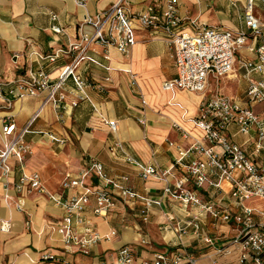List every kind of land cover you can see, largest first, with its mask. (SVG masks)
Listing matches in <instances>:
<instances>
[{
  "label": "crops",
  "instance_id": "0c3cea01",
  "mask_svg": "<svg viewBox=\"0 0 264 264\" xmlns=\"http://www.w3.org/2000/svg\"><path fill=\"white\" fill-rule=\"evenodd\" d=\"M116 0H87L84 7L76 0H0V81H12L18 74L29 68H36L34 53L51 54L68 45L79 37V24L85 14L95 15L111 7ZM135 13L153 12L158 14L163 7V0H127ZM244 0H177V11L196 25L223 27L233 31L245 30L243 22ZM57 15V21L51 20V14ZM256 13L264 21V8L257 7ZM53 23L59 24L63 31L51 30ZM189 29H194L188 26ZM137 42L128 55L119 53L110 47L109 59H104L105 51L100 46H93L88 54L108 67L105 69L95 63L82 61L77 72L88 83L86 88L89 99L80 102L74 108H54L49 102L42 105L46 91L36 96H25L14 101L10 109H0V120L7 116L20 128L39 111V116L31 125V133L25 139L34 147L37 154L42 151L43 131L51 132L63 143L52 141L46 149L53 160L44 155L42 163L27 165L29 169H40L43 174L53 166L52 178L44 185L50 192L58 193L63 199L82 193L78 186L63 189L57 181L63 175L74 177L86 166L87 158L99 161L105 173L117 179L121 175L129 177L128 185L139 194L159 198L165 181L151 177L140 178L133 165L124 162L121 151L118 158L111 149H123L136 160L160 168L171 166L177 151L170 143L187 146L192 138H184L182 130L197 135L192 118L197 114L199 103L215 91L240 101L250 80H257L258 75L248 73L240 62L250 58L245 48L237 53L234 71L226 77L216 80L209 78V90L197 93L183 89L163 90L162 82L175 76L171 57V48L162 32H152L136 25ZM248 44L264 43V29L258 37H248ZM75 51L62 54L54 63L47 64L52 77H56L59 68L71 62ZM69 88L73 84L68 81ZM71 100V95L66 98ZM4 105L0 96V106ZM258 108V107H257ZM143 120V123L139 122ZM116 122L115 130L106 123ZM180 127L181 129H179ZM42 131V132H41ZM240 136V140L237 137ZM244 137L236 136L241 143ZM119 150V149H118ZM27 161V160H26ZM56 169V170H55ZM18 173L7 179L0 178V220H8L10 229L0 232V264H99L102 259L112 260L122 245L134 247L139 259H149L157 250L169 248L178 242L171 225L177 220H186L196 213L195 207L183 208L181 204L161 198V204H154L148 220L141 217L142 203L127 202L114 192L116 205L106 214H96L93 195L84 208V216L101 236L99 243L90 255L72 252L66 249L57 233V222L62 210L51 202L46 194L17 193L11 184ZM93 174V173H92ZM87 178L86 185L94 188L97 179L94 175ZM180 171L175 170L169 179L171 182ZM46 175V174H45ZM61 178V179H62ZM10 184L4 187L5 184ZM207 201H216L223 206H230L227 195L222 197H204ZM21 201L22 210L16 208ZM251 205H260L259 200H249ZM262 203V202H261ZM26 221H30L27 225ZM203 233L221 235L224 239L233 235L231 226L220 220L202 214ZM189 250L200 257L199 264H207V251L193 236L182 237ZM145 241V243H143ZM52 258H44V255ZM226 264H237V253L220 257Z\"/></svg>",
  "mask_w": 264,
  "mask_h": 264
},
{
  "label": "built area",
  "instance_id": "2783aa9c",
  "mask_svg": "<svg viewBox=\"0 0 264 264\" xmlns=\"http://www.w3.org/2000/svg\"><path fill=\"white\" fill-rule=\"evenodd\" d=\"M86 1L76 0V3L84 7ZM260 6L264 8V0H244L243 22L247 31H233L223 27L196 25L179 15L177 0H163V7L158 14L135 13L131 11L127 0H116L101 13L85 14L79 24L78 39L70 43L67 49L59 48L47 55L34 53L36 68L27 69L12 81H0V96L4 103L0 109H10L15 100L36 96L44 91L46 97L42 105L49 102L54 108H74L89 99L86 90L88 83L77 72L78 65L82 61H89L108 69L88 51L97 45L104 49V59H109L106 51L110 47L128 55L137 42L136 25H139L153 33L162 32L171 48L175 76L164 80L162 89L204 93L209 90L210 77L218 80L233 73L237 53L245 48L250 58L242 60L240 65L259 78L249 81L242 101L219 91L204 98L192 118L198 134L192 135L178 127L184 138L191 137L192 140L185 147L170 143L177 151L171 166L160 168L144 164L117 148L118 145L111 149L116 158L118 151H121V159L136 167L141 179L154 177L165 181L158 199L135 191L128 185L127 175L117 179L109 177L103 165L92 156L87 158L86 166L77 175L66 176L61 183L63 189L80 186L83 188L82 193L63 199L60 194L50 192L40 172L26 166L31 146L25 136L32 132L30 127L39 116V111L20 128L9 116L0 120V178L7 179L17 172V179L11 184L17 193L46 194L62 210L56 230L64 247L83 255H90L101 239L98 231L84 216L90 194L95 203L93 211L100 215L106 214L108 209L116 205L114 192L127 202H141V217L144 221L148 220L152 206L160 205L164 196L183 208L197 209L186 220H177L171 225L178 238L175 245L155 251L149 259H139L134 247L126 244L116 251L112 260L102 259L99 264H199L200 257L190 251L182 240L185 236H193L212 252L208 254L207 251L205 254L207 264H226L220 261V257L233 252L237 253V264H264V206L245 204L249 200L264 203V43H247L248 37H258L264 29V21L256 13V8ZM51 20L57 21V15L52 13ZM50 28L55 33L63 31L57 23H53ZM72 51H75V55L71 62L62 65L57 76L52 77L47 64L54 63L62 54ZM69 80L73 84L72 88L67 84ZM69 95L71 100L67 101ZM139 122L143 123V120L139 119ZM106 123L115 130L114 120ZM42 134L52 141L64 142L51 132L43 131ZM238 135L244 137L241 143L235 141ZM175 170L181 174L171 182L169 178ZM91 174L97 179L94 188L86 185ZM8 185L6 183L4 187ZM206 195L211 198L227 195L235 211L214 200H205ZM16 208L22 210L21 201L16 203ZM202 214L229 224L233 235L224 239L221 235L203 233ZM26 224L29 225L30 221H26ZM9 229L10 222L0 220V232ZM44 258H52V255L46 254Z\"/></svg>",
  "mask_w": 264,
  "mask_h": 264
},
{
  "label": "rangeland",
  "instance_id": "374dc122",
  "mask_svg": "<svg viewBox=\"0 0 264 264\" xmlns=\"http://www.w3.org/2000/svg\"><path fill=\"white\" fill-rule=\"evenodd\" d=\"M43 139V141H45V142H47L48 143V140H47V138L46 137H42ZM238 138V140H240V136L239 137H237ZM47 143L46 144H42V146H41V148L40 149H42V151L44 150V154H37V151L34 149V147H32L31 146V153L27 156V161H26V164L29 166V165H31V166H33L32 164L34 163V164H38V163H42L43 162V159L44 160H46L45 159V157H44V155H48V159H51V160H53V158L51 157V156H49V153L50 152H48L46 149H48L47 147H50L49 145H47ZM217 150H220L218 147H217ZM34 167V166H33ZM53 166H50L47 170H46V175L45 174H43V172L40 170V169H37L39 172H40V174L42 175V177H43V179L45 180V182L46 183H48V182H50V180L49 179H51L52 178V175H53V173L54 172H56V171H54L53 169ZM56 170V169H55ZM66 177V174L65 175H63V178L61 179H58V181H57V186L59 187V185H60V182L64 179ZM224 186H227V184L226 183H224ZM245 204H247V205H251V201H246L245 202ZM260 205H258V206H260V207H262V206H264V203H259Z\"/></svg>",
  "mask_w": 264,
  "mask_h": 264
}]
</instances>
